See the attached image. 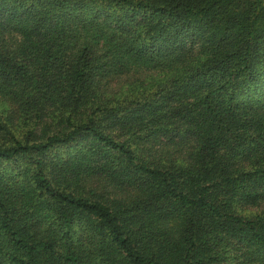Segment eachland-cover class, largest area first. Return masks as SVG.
<instances>
[{
	"label": "trees",
	"instance_id": "trees-1",
	"mask_svg": "<svg viewBox=\"0 0 264 264\" xmlns=\"http://www.w3.org/2000/svg\"><path fill=\"white\" fill-rule=\"evenodd\" d=\"M0 264H264V0H0Z\"/></svg>",
	"mask_w": 264,
	"mask_h": 264
}]
</instances>
